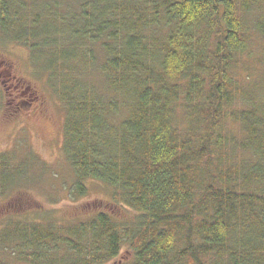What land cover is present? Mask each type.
<instances>
[{"label":"trees","instance_id":"obj_1","mask_svg":"<svg viewBox=\"0 0 264 264\" xmlns=\"http://www.w3.org/2000/svg\"><path fill=\"white\" fill-rule=\"evenodd\" d=\"M78 5L66 30L52 10L59 1L0 0V35L40 48L62 82L74 196L103 182L136 220L9 218L0 264L5 252L32 264H104L124 244L123 264H264V56L255 75L250 50L264 40V0ZM14 165L0 153L1 171Z\"/></svg>","mask_w":264,"mask_h":264},{"label":"rangeland","instance_id":"obj_2","mask_svg":"<svg viewBox=\"0 0 264 264\" xmlns=\"http://www.w3.org/2000/svg\"><path fill=\"white\" fill-rule=\"evenodd\" d=\"M27 1L36 9L45 2L59 1V9L52 6V10L67 17L62 26L68 30L73 9L79 8L81 0ZM43 11L51 14L45 7ZM3 37L0 35V153L5 152L15 165L11 171L0 170V187L6 189L0 192V229L9 218L73 224L100 211L111 213L119 221L136 220L134 210L114 204L112 190L103 182L89 180L86 193L74 196L75 174L63 151L66 112L57 92L62 82L46 69L47 60L40 48L31 53L27 46ZM64 37L69 42L70 35ZM250 50L253 74L257 75L263 68L264 40L255 39ZM86 76L82 81L89 83ZM93 78L97 85L102 84L97 72ZM72 80L76 78L70 77L69 82ZM128 247L124 244L120 255L104 264L127 262ZM2 254L7 264H32L8 252Z\"/></svg>","mask_w":264,"mask_h":264}]
</instances>
